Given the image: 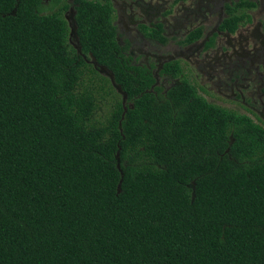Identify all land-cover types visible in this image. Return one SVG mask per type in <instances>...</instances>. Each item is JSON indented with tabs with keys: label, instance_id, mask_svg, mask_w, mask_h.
Returning <instances> with one entry per match:
<instances>
[{
	"label": "trees",
	"instance_id": "trees-1",
	"mask_svg": "<svg viewBox=\"0 0 264 264\" xmlns=\"http://www.w3.org/2000/svg\"><path fill=\"white\" fill-rule=\"evenodd\" d=\"M114 20L0 0V264H264V126L185 81L153 96Z\"/></svg>",
	"mask_w": 264,
	"mask_h": 264
},
{
	"label": "flooded vegetation",
	"instance_id": "flooded-vegetation-1",
	"mask_svg": "<svg viewBox=\"0 0 264 264\" xmlns=\"http://www.w3.org/2000/svg\"><path fill=\"white\" fill-rule=\"evenodd\" d=\"M108 1L130 71L151 82L146 91L164 99L185 81L264 126V0Z\"/></svg>",
	"mask_w": 264,
	"mask_h": 264
},
{
	"label": "water",
	"instance_id": "water-1",
	"mask_svg": "<svg viewBox=\"0 0 264 264\" xmlns=\"http://www.w3.org/2000/svg\"><path fill=\"white\" fill-rule=\"evenodd\" d=\"M73 12V13H72ZM70 14H66V17L68 18V22H69V26L71 28V32H70V37L71 38H75L77 39V35H76V25L74 23V11H72ZM78 50L81 51V48L78 47ZM84 58L87 59V56L85 54H83ZM88 60V59H87ZM89 62L93 63L94 66L96 68H98L99 72L108 76L111 81H112V84L113 86L116 88V90L122 94V97H123V105H124V108L126 110V107H125V104H126V101L128 99V95L127 93L122 89L121 85L118 84L115 80V76L113 74V72L111 70H109L106 66H103V65H99L97 60L92 56L91 59L88 60ZM120 166V165H119ZM192 187L194 188V183L191 184ZM195 195V192H193V197Z\"/></svg>",
	"mask_w": 264,
	"mask_h": 264
},
{
	"label": "rangeland",
	"instance_id": "rangeland-1",
	"mask_svg": "<svg viewBox=\"0 0 264 264\" xmlns=\"http://www.w3.org/2000/svg\"><path fill=\"white\" fill-rule=\"evenodd\" d=\"M69 13H67V15H68ZM106 101L107 100H105V103L102 105L103 106V108H104V111H105V109H109L110 108V104L111 103H109L107 106H106ZM127 103V102H126Z\"/></svg>",
	"mask_w": 264,
	"mask_h": 264
}]
</instances>
